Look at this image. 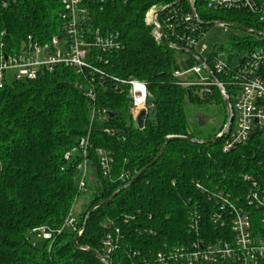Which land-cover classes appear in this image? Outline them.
<instances>
[{"label": "trees", "instance_id": "16d2710c", "mask_svg": "<svg viewBox=\"0 0 264 264\" xmlns=\"http://www.w3.org/2000/svg\"><path fill=\"white\" fill-rule=\"evenodd\" d=\"M177 1L91 5V27L103 36L118 35L121 43L118 50L94 51L100 61L92 59L91 64L102 74L57 66L36 81L0 90V264H104L94 253L108 264H170L171 252L232 239V216L221 210L220 194L247 209L256 224L259 212L246 206L251 190H264V131H256L246 143L225 153L226 135L212 141L224 128L208 134L198 127L192 130L188 107L219 100L226 116L222 94L216 86L208 87L209 92L205 86L186 87L174 76L198 64L170 47L164 37L157 42L146 15L153 8L173 5L158 21L169 41L183 49L176 36L199 40L213 23L260 33L264 28L257 14L209 9V0H194L197 17L185 22L192 14L190 7L186 2L174 5ZM0 8L8 50H17L28 36L42 45L64 36L60 0H0ZM167 17L170 21L165 23ZM166 24L172 25L176 36ZM241 32L246 36H232L228 46L220 48L230 59L263 44ZM208 66L213 69L209 62ZM214 75L233 105L232 86L224 75ZM132 79L146 84L148 104L155 112L148 116L144 130L137 128L129 112L128 87L121 84ZM91 85L95 102L85 96ZM171 136L208 142H170L160 159L136 179ZM82 139H87L86 155L80 149ZM98 150L112 158L111 175L100 168ZM84 166L87 177L80 190ZM120 189L111 202L92 212L76 244L89 211ZM87 191L91 198L75 218L78 230L58 234ZM42 227L52 233L50 241L32 234ZM34 236L45 242L42 247ZM108 240L111 251L105 247ZM159 254L166 263L157 260Z\"/></svg>", "mask_w": 264, "mask_h": 264}, {"label": "built area", "instance_id": "2783aa9c", "mask_svg": "<svg viewBox=\"0 0 264 264\" xmlns=\"http://www.w3.org/2000/svg\"><path fill=\"white\" fill-rule=\"evenodd\" d=\"M130 0H60L63 12L60 18L64 22L63 37H53L51 41L42 45L32 36L21 44L17 50H8L6 30L2 26L0 8V90L8 86V75L12 74L14 81L18 82L36 81L45 74L54 72L57 66L74 68L80 72L91 70L100 73L91 64V60L100 61L96 51L103 53L118 50L121 43L118 35H101L99 30L93 29L90 24V7L93 4H105L113 2L127 3ZM194 6V0H191ZM6 5L4 4V7ZM207 7L213 10H247L258 15V21L264 28V0H209ZM158 9L153 8L147 13L146 23L153 27L152 35L157 42H161L163 35L159 28L161 26L158 16L155 13ZM194 18L192 14L185 18V22H190ZM170 19L167 17L165 23ZM168 30L175 35L173 27L166 24ZM193 32L195 29L192 30ZM206 35V34H205ZM204 35V36H205ZM176 36V35H175ZM191 36H176L187 50L195 52L208 66L212 65L211 71L224 75L226 81L232 86L231 104L234 120L229 133L225 134L227 139L223 146V152L227 153L237 145L246 143L256 131H264V30L261 35H251L256 41L263 43L254 51L242 53L230 59L226 51H221V46L217 45L213 51L207 53L200 46V41ZM189 75L201 76V80L186 82ZM174 76L186 86H216L210 82V77L205 70L197 65L191 70L176 71ZM204 76V78L202 77ZM123 86L128 87L129 92V112L134 121L141 111L151 109L148 104L150 97L145 83L137 80L121 81ZM225 95L229 98L224 84L218 82ZM85 96L91 102L96 101L94 87H86ZM95 114V110H94ZM87 139H82L80 149L86 155ZM66 155L69 159L74 153ZM100 168L105 175L113 173L112 158L104 150H98ZM87 177V167H83V176L79 189H84ZM256 187V185H254ZM222 199V211H229L232 239L229 241H217L205 248L201 244H196L188 252L176 251L170 253V264H264V190L259 188L251 190L247 196V208L254 207L259 212L256 224L254 218L247 209L233 205L228 197ZM67 230L77 231V221L72 209L65 220L58 234ZM80 233V232H79ZM37 237L50 241L53 238L51 232L46 228H36L32 231ZM108 251L112 249V243L108 240L105 243ZM157 260L166 263L167 258L159 254Z\"/></svg>", "mask_w": 264, "mask_h": 264}, {"label": "rangeland", "instance_id": "374dc122", "mask_svg": "<svg viewBox=\"0 0 264 264\" xmlns=\"http://www.w3.org/2000/svg\"><path fill=\"white\" fill-rule=\"evenodd\" d=\"M232 36L246 35H244V33L237 29L214 25L210 28L209 32L201 39L200 46L203 47L207 53H210L211 51H213L216 45L228 46V43ZM253 40L256 41V39ZM202 77L204 78V76ZM190 78H192L194 81L201 80V76L192 75L190 77H187L185 81L193 82L191 80H188ZM7 81L9 85L13 83L14 77L12 76V74L8 75ZM188 114L192 117V120H190V128L192 130H195L198 127L199 130H201L205 134L218 132L221 128H225L227 124V115L225 116L224 107L221 102H219V100H215L209 106H189ZM90 198L91 194L88 191L81 193L80 197L76 201L74 209L75 218L79 217L80 212L84 210V205L90 200ZM34 241L39 247H42L45 243L43 240L37 238L36 236H34Z\"/></svg>", "mask_w": 264, "mask_h": 264}, {"label": "water", "instance_id": "95a60500", "mask_svg": "<svg viewBox=\"0 0 264 264\" xmlns=\"http://www.w3.org/2000/svg\"><path fill=\"white\" fill-rule=\"evenodd\" d=\"M181 2H186V3L189 5V7H190V10H191L192 15H193L194 17H197V14H196L195 8H194L193 3H192L191 0H178L176 3H174V5H176V4H178V3H181ZM172 6H173V5H170V6H167V7H164V8L159 9V10L155 13L154 18H155L156 16L161 15L163 12L169 10L170 8H172ZM211 25H212V24H211ZM213 25H218V26H221V27H227V28L237 29V30L243 31V32L248 33V34H251V35H252V34H253V35H261V33L258 32V31H254V30H251V29H248V28H242V27H240V26L233 25V24H228V23H224V22L213 23ZM159 30H160L161 34L163 35L164 40L166 41V43H168V44L170 45V47H172V48H174V49H176V50L182 51V52H184V53L190 55L192 58H194V59L196 60L197 64H198L199 66H201V67L205 70V72H206V73L208 74V76L212 79V81L214 82V84L217 85V88H218L219 91L221 92L222 97H223V102H224V105H225V108H226V111H227V124H226L225 128L223 129V131L221 132V134H220L216 139L212 140V141H216L217 139L221 138L223 135L229 133V131H230L231 128H232V124H233V120H234V115H233V110H232V107H231V103H230V101H229V98L225 95L223 89H222L220 86H218V80L216 79V77H215V75L213 74V72L211 71V69H210V68L204 63V61H203V60H202V59H201V58H200L195 52H193V51H191V50H187V49L180 48V47H178V46H176V45H173V44L169 41V39H168V37H167L166 32L164 31V29L159 28ZM154 113H155V112H154L153 109H148V110H143V111H141L140 114L138 115L137 119H136V125H137V128H138L139 130H144V129H145V125H146V120H147L148 116H153ZM108 115L112 117V116H114L115 114L112 113V112H109ZM177 140H182V141L192 142V143H196V144H202V143H207V142H208V141H200V140H197V139H190V138H187V137H179V136H178V137H176V136H171V137H169V138L167 139V141L165 142V144H164V146H163L161 152H160L159 155L156 157V159H155L151 164H149L146 168H144V169H143V170L137 175L136 179L139 178V177H140V176H141V175H142V174H143L148 168H150L151 166H153V165H154V164L160 159V157L162 156V154H163V152H164V150H165V147H166L170 142L177 141ZM209 142H211V141H209ZM124 188H125V187H124ZM124 188H122V189H124ZM122 189L118 190V191H117V192H116V193H115L110 199H108V200H106V201H104V202H101V203L95 205V206L89 211V213H88V215H87V217H86V221H85V223H84V226H83L82 230L80 231V233H79L78 236H77L76 244H78L79 237L81 236L82 232L85 230L86 225H87V223H88V221H89V218H90L92 212H93L95 209H97V208H99V207H101V206H103V205H105V204L111 202V201L117 196V194H118ZM89 251H91L92 253H94L92 250H89ZM94 254H95L96 257H97L100 261H102L104 264H108L107 262H105V261L103 260V258H102L99 254H97V253H94Z\"/></svg>", "mask_w": 264, "mask_h": 264}]
</instances>
